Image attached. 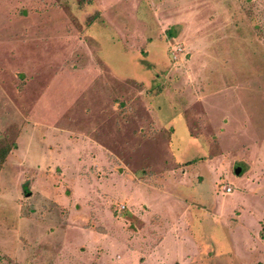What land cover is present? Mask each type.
I'll return each mask as SVG.
<instances>
[{"label": "rangeland", "instance_id": "374dc122", "mask_svg": "<svg viewBox=\"0 0 264 264\" xmlns=\"http://www.w3.org/2000/svg\"><path fill=\"white\" fill-rule=\"evenodd\" d=\"M5 144L0 264L264 263V0H0Z\"/></svg>", "mask_w": 264, "mask_h": 264}, {"label": "trees", "instance_id": "16d2710c", "mask_svg": "<svg viewBox=\"0 0 264 264\" xmlns=\"http://www.w3.org/2000/svg\"><path fill=\"white\" fill-rule=\"evenodd\" d=\"M10 150V144H5L0 148V162L4 161L6 155L8 154ZM258 264H264V263H258Z\"/></svg>", "mask_w": 264, "mask_h": 264}, {"label": "water", "instance_id": "95a60500", "mask_svg": "<svg viewBox=\"0 0 264 264\" xmlns=\"http://www.w3.org/2000/svg\"><path fill=\"white\" fill-rule=\"evenodd\" d=\"M240 172V168L239 167H236L235 168V173H239Z\"/></svg>", "mask_w": 264, "mask_h": 264}, {"label": "built area", "instance_id": "2783aa9c", "mask_svg": "<svg viewBox=\"0 0 264 264\" xmlns=\"http://www.w3.org/2000/svg\"><path fill=\"white\" fill-rule=\"evenodd\" d=\"M225 190H226V191H230L231 188H230V187H226Z\"/></svg>", "mask_w": 264, "mask_h": 264}, {"label": "crops", "instance_id": "0c3cea01", "mask_svg": "<svg viewBox=\"0 0 264 264\" xmlns=\"http://www.w3.org/2000/svg\"><path fill=\"white\" fill-rule=\"evenodd\" d=\"M182 171H183V169H182Z\"/></svg>", "mask_w": 264, "mask_h": 264}]
</instances>
